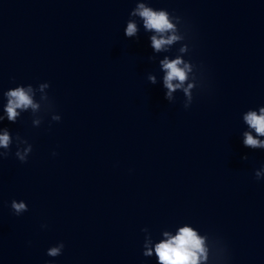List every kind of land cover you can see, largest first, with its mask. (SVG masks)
<instances>
[{"label": "water", "instance_id": "water-1", "mask_svg": "<svg viewBox=\"0 0 264 264\" xmlns=\"http://www.w3.org/2000/svg\"><path fill=\"white\" fill-rule=\"evenodd\" d=\"M138 2L0 0V133L32 145L0 159V264H160L155 246L186 226L198 264H264V148L243 145L264 141L243 119L264 106V0H147L181 18L187 53L150 47ZM177 55L193 64L187 109L181 90L164 98L159 61ZM28 84L40 107L11 123L3 92Z\"/></svg>", "mask_w": 264, "mask_h": 264}, {"label": "clouds", "instance_id": "clouds-1", "mask_svg": "<svg viewBox=\"0 0 264 264\" xmlns=\"http://www.w3.org/2000/svg\"><path fill=\"white\" fill-rule=\"evenodd\" d=\"M131 16L142 19L143 28L146 32H154L155 34L148 37L150 40V47L157 53L167 52L171 46L179 44V52L187 53L189 45L184 43L186 36L178 25L182 24L181 18L170 14L166 9H154L148 6L147 0L136 3L135 8L130 12ZM139 28L134 21H128L127 27L124 29V36L126 38H136L138 36ZM152 60L153 57H148ZM161 68L164 70L163 87L167 90L164 98L168 102H173V93L181 90L186 98L183 102L185 109L189 108L193 101V83H187L189 80V73L192 72L193 64L190 61L181 59L179 55L175 59H169L167 56L159 61ZM149 83L155 84L156 77L149 75L147 77ZM48 83H40L37 88L40 91L48 88ZM35 90L31 84L18 85L3 92V97L6 99V105L3 108L6 113L7 121L15 123L24 112L31 108L35 112L40 106L34 100ZM47 98V97H45ZM5 119L4 115H0V122ZM59 115H53L52 121H59ZM249 128L253 129L258 136H264V106L259 108V115L256 111H248L243 117ZM40 120H33V125H39ZM243 145L253 149L264 148V141L258 140L249 132L243 133ZM15 143L16 151L14 153L16 159L21 163L27 162L29 154L32 152V145L27 140L21 138L19 135L13 137L8 129H4L0 133V159L7 158L11 146ZM53 155H56L54 152ZM247 156L241 157L247 160ZM257 180L264 177V165L260 170L254 172ZM13 214L19 216L26 212L27 205L25 202L12 200L10 204ZM42 227H46L42 225ZM143 231V229H142ZM166 240L161 241L155 246V253L158 256L160 264H198L201 259H207L205 240L197 234V231L191 227H183L179 229L175 236L169 235L165 232ZM147 247V245H145ZM64 249L63 242H59L56 246L50 247L46 251L49 257H57L62 254ZM145 256H151L152 250L149 249L144 253Z\"/></svg>", "mask_w": 264, "mask_h": 264}]
</instances>
